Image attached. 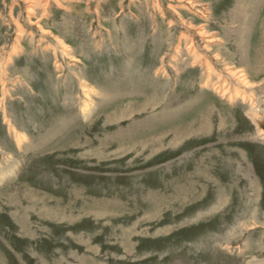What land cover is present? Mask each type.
<instances>
[{
	"label": "rangeland",
	"instance_id": "rangeland-1",
	"mask_svg": "<svg viewBox=\"0 0 264 264\" xmlns=\"http://www.w3.org/2000/svg\"><path fill=\"white\" fill-rule=\"evenodd\" d=\"M11 1L0 0L3 107L27 139L19 149L0 107V162L18 161L0 180V264H264V140L249 106L221 97L214 77L203 85L197 65L155 71L183 48L170 6L216 39L214 67L243 71L264 100V0L51 1L43 30ZM135 120L155 128L121 141ZM9 195L36 211L14 217Z\"/></svg>",
	"mask_w": 264,
	"mask_h": 264
},
{
	"label": "bare ground",
	"instance_id": "bare-ground-1",
	"mask_svg": "<svg viewBox=\"0 0 264 264\" xmlns=\"http://www.w3.org/2000/svg\"><path fill=\"white\" fill-rule=\"evenodd\" d=\"M16 1H18V0H14L13 3H16ZM51 1L53 3H55L56 6L59 7L60 6V1H63V0H21V2L24 3V8L23 9L25 11V14L27 15V17H25V21H26V23L28 24L29 27H36L39 30L42 29V24L40 22H41L42 18L46 15V10L49 7ZM66 1L74 2L76 0H66ZM66 1L64 0V2H66ZM154 1L156 2L155 7L159 8L161 6V0H153V2ZM185 3H186V5L190 6V10H193L194 8H199L200 9V8L203 7V5L199 4L198 0H188ZM67 9H68V7H67ZM42 11H43V13H41ZM167 11L169 12L170 16L172 17L171 19H173V21H171V20L169 21V23H168L169 26L176 25L179 29H182L181 32H180V38H179L178 41H182L183 40V48H181L179 50H177V49L173 50L172 49L173 51L168 56V60L166 59L167 57L162 56L161 59H160V64L157 67V69L155 70L156 73L157 72L161 73V75L163 77L166 76L167 72H168L166 70V68H167L166 66H168V65H171V67L173 68V71L182 70L184 68H190V67H193V66H196V65L199 66L200 68H203L204 71L202 70L203 72H201V78H203V85L206 84V86H207L208 81L211 80V79H208V77L209 78L214 77L215 81L213 82V88L216 89L217 93L220 94L221 97H227L228 101H235L237 98H239V100H242L243 102H246V104L249 106V109H250L249 115L252 117L253 121H255V124L257 126L258 137H261L264 140V132H262V130H260V127H259V124L264 119V100L262 98V95H261V97H257L256 99L253 97V95L251 93L252 86H251V84H249L247 82L248 80H246V76H245V73H243V71H241L239 69H237V70H228L229 66H227L224 69L225 71L222 72V71L218 70L217 67L216 68L214 67V64H216V63L206 53L210 50L208 44H211V43L215 42L216 39L210 38L208 36V34H206V29H205V25L204 24H199V27H197V29H194L192 27V25H191L190 20H187V19L185 20L184 18H182L181 15L179 14V12L176 9L170 8V6H169L167 8ZM39 13H40V16L38 15ZM30 16H34L36 18L35 21H32ZM19 18L15 20V19H13V16H12L11 21H13L12 23H13V26L15 27V29H14V27H13V29L16 30V35L21 37V36L24 35V33H26V28L24 27V25L23 26L21 25V23H20L21 20H19ZM201 19L204 20V18H201ZM187 33H189V34H187ZM202 38H204L205 40L202 41ZM239 39L240 38H237V40H239ZM17 40H18V37H17ZM197 40H199V42H201V45L199 44V42ZM11 48H12L13 53H14L15 52L14 49L17 48L16 42L14 44H12ZM237 50H238V53L240 54V56H239L240 57V63H246V64L249 65L250 58L249 59H247L246 57L244 58V56H245L244 48L241 45H239ZM58 53H60V52L58 51ZM5 54H6V52H5ZM61 55L65 56L66 54H63L62 51H61ZM8 56H9V54H8ZM6 57H7V54H6ZM67 57H69V56H67ZM255 60L256 59H255L254 56L251 57V61H255ZM166 62H168V63H166ZM188 62H190V63H188ZM189 65H190V67H188ZM4 67H3L2 64H0V83H2L1 84V88H0V95H1L0 107H2L4 119H5V121H7V129L10 130L13 133L14 141L16 142V145L20 149L21 145H23V143L26 141L27 138H26V136L23 133H20V132H17L16 130H14V126L12 125L11 121L7 118L6 111L4 110V107H3L4 106L3 100L5 99L6 95L8 94V88H7V84H6L7 81L4 78H2L4 76V73H3ZM85 87L81 88V92L84 95L83 97H85V101H83L82 105L79 108L80 114H81V116L83 118L88 116L89 111H90V109L92 107V103H91L92 99H91V96H90V95H92L91 94L92 90L89 91ZM149 103H150L149 101H146L144 105H147ZM125 109H126V107H125ZM162 111L164 112V110H162ZM164 117H163V119H164ZM154 119H155V117H153L151 120L149 119V121H153ZM165 120H169V119L166 118ZM258 120H260V121H258ZM140 121H138V120L133 121L130 124V126H129V129H132V130L126 132V134H123V133L119 132L118 134H115V135L117 137L122 138L121 141H123V140L125 141L126 140V141L131 142V139H132L133 136L134 137L135 136H138V137L143 136L144 137V135L147 136V134L152 132V130L155 128V126H152V125H149V123H146L147 121L143 122V123H141ZM64 122L65 121H63V123H60V121L58 120L55 123L56 126L58 127L57 129H62V127L64 125L69 124V122L67 123V121H66V123H64ZM57 129L55 131H57ZM140 138H142V137H140ZM115 141L121 142L119 140H115ZM152 143H154V141H152L151 138L148 139L146 144H144V142L142 143L141 141L139 142L140 148H142V149L143 148L146 149V147H148L147 145H151ZM139 144H138V146H139ZM138 146H136V147H138ZM120 149H118V150H120ZM13 159L10 156H8L3 161L0 162V180H3L4 178H7L9 176H12V174L15 172V170L17 168L18 161H14ZM28 194H30V193L28 192ZM35 194H36V192H35ZM25 196H26V194H25ZM14 197H16V196L9 195L8 199H7L8 202L13 207L12 209L15 210V211L12 212L13 213L12 215L14 217L20 215V217L22 218L25 215L24 213L27 212V210H29V209L30 210H35L36 209V208H34L35 205L30 206L28 204L30 201L34 202L35 199L33 200V199L29 198V197L25 198L24 195H23V197L25 198L24 200H26V202L28 201L27 205H22V204L17 205V204H15L17 200ZM18 200H20V199H18ZM36 201H37V199H36ZM107 203H106V205H107ZM41 205H43L42 202H41ZM42 210L44 211L45 209L42 207ZM45 212L48 214L49 210H45ZM17 213H19V214H17ZM51 214L52 213H50V215ZM19 224L23 225L22 227H24V225H26L24 223V220H23V222H19ZM249 264H252V263L250 262Z\"/></svg>",
	"mask_w": 264,
	"mask_h": 264
},
{
	"label": "water",
	"instance_id": "water-1",
	"mask_svg": "<svg viewBox=\"0 0 264 264\" xmlns=\"http://www.w3.org/2000/svg\"><path fill=\"white\" fill-rule=\"evenodd\" d=\"M259 127L262 128V130L264 131V119H263V121L259 124Z\"/></svg>",
	"mask_w": 264,
	"mask_h": 264
}]
</instances>
